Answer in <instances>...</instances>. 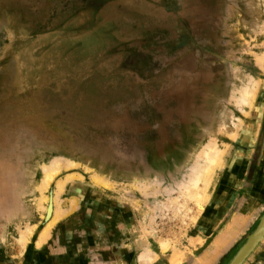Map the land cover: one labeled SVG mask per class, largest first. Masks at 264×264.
Returning <instances> with one entry per match:
<instances>
[{
    "label": "rangeland",
    "instance_id": "obj_1",
    "mask_svg": "<svg viewBox=\"0 0 264 264\" xmlns=\"http://www.w3.org/2000/svg\"><path fill=\"white\" fill-rule=\"evenodd\" d=\"M262 55L264 0H0V264H229L264 217Z\"/></svg>",
    "mask_w": 264,
    "mask_h": 264
},
{
    "label": "bare ground",
    "instance_id": "obj_2",
    "mask_svg": "<svg viewBox=\"0 0 264 264\" xmlns=\"http://www.w3.org/2000/svg\"><path fill=\"white\" fill-rule=\"evenodd\" d=\"M257 59L259 63H262L264 59V55L257 57ZM256 89H257V84L251 83L250 85H248L247 88L242 92V95H241L242 102L245 101L249 105L250 100L252 96L254 95V91ZM241 147L242 146H240V148ZM206 156H207L206 161L205 162L203 161L199 164L195 175H193V177H191L188 180V182H191V183L189 185L184 186L186 187V190L183 191V195H185V197L188 196V197L197 198L201 196V191H203V193L206 195V193L208 194L211 186L214 184V181L212 182L213 180L212 178H214L216 174V170L219 168L221 169V167L223 166L225 156L222 153H219L216 155L212 154L210 157L208 156V154H206ZM214 167L216 168V170H213ZM207 221L208 220H206V223H205L206 228L209 222ZM197 240L199 241L202 239L198 237ZM179 258H180V253L175 251L173 255L171 256L172 264H177L179 261Z\"/></svg>",
    "mask_w": 264,
    "mask_h": 264
},
{
    "label": "water",
    "instance_id": "obj_3",
    "mask_svg": "<svg viewBox=\"0 0 264 264\" xmlns=\"http://www.w3.org/2000/svg\"><path fill=\"white\" fill-rule=\"evenodd\" d=\"M264 236V217L229 264H242Z\"/></svg>",
    "mask_w": 264,
    "mask_h": 264
},
{
    "label": "crops",
    "instance_id": "obj_4",
    "mask_svg": "<svg viewBox=\"0 0 264 264\" xmlns=\"http://www.w3.org/2000/svg\"><path fill=\"white\" fill-rule=\"evenodd\" d=\"M89 246L91 247V248H97L98 246L97 245H94V243H89ZM62 250H60L59 249V247L57 248V250H55V252L54 253H60Z\"/></svg>",
    "mask_w": 264,
    "mask_h": 264
}]
</instances>
